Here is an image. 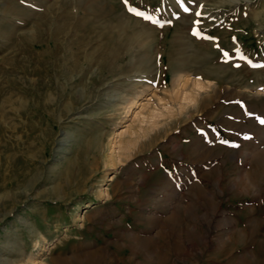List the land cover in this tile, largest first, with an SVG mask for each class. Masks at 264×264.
Masks as SVG:
<instances>
[{
    "label": "rangeland",
    "instance_id": "rangeland-1",
    "mask_svg": "<svg viewBox=\"0 0 264 264\" xmlns=\"http://www.w3.org/2000/svg\"><path fill=\"white\" fill-rule=\"evenodd\" d=\"M261 120L264 0H0V264H264Z\"/></svg>",
    "mask_w": 264,
    "mask_h": 264
},
{
    "label": "snow or ice",
    "instance_id": "snow-or-ice-1",
    "mask_svg": "<svg viewBox=\"0 0 264 264\" xmlns=\"http://www.w3.org/2000/svg\"><path fill=\"white\" fill-rule=\"evenodd\" d=\"M125 2H127V0H125ZM185 11H188V9L186 8ZM137 15H143V13H137ZM196 15H200V13H196ZM195 23H199V21H195ZM195 35H199V32L194 33ZM227 55V54H226ZM261 123H264V120L260 121Z\"/></svg>",
    "mask_w": 264,
    "mask_h": 264
},
{
    "label": "bare ground",
    "instance_id": "bare-ground-1",
    "mask_svg": "<svg viewBox=\"0 0 264 264\" xmlns=\"http://www.w3.org/2000/svg\"><path fill=\"white\" fill-rule=\"evenodd\" d=\"M136 86V85H135ZM177 98H178V96H177ZM124 149V148H123Z\"/></svg>",
    "mask_w": 264,
    "mask_h": 264
}]
</instances>
